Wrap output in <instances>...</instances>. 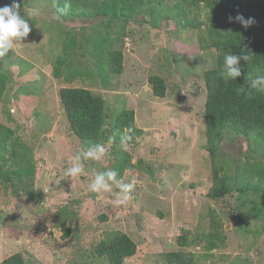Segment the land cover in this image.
I'll return each instance as SVG.
<instances>
[{"label":"rangeland","instance_id":"1","mask_svg":"<svg viewBox=\"0 0 264 264\" xmlns=\"http://www.w3.org/2000/svg\"><path fill=\"white\" fill-rule=\"evenodd\" d=\"M252 1L214 0L212 9L201 4L182 16L183 2L152 0L144 6L149 10L128 22L107 25L101 18L53 20L57 0H16L32 31L0 57V124L12 130L0 140L2 172L11 178L0 183V262L19 253L24 264H108L93 254L94 246L120 230L136 244L123 264H164L170 251L200 254L199 264H264V198L235 189L209 198L213 158L201 147L203 74L215 66L216 50L199 44L208 43L209 25L224 30L232 8V17H253L249 29L264 33V16L249 9ZM12 3L0 0V7ZM32 11L36 15L29 18ZM67 36L76 41L66 54ZM103 36L109 37L108 48L122 52L120 74L103 72L91 57L92 39ZM59 56L65 58L60 66ZM74 68L77 75L67 78ZM155 75L165 83L163 97L153 94L149 79ZM62 87H86L104 98L107 120L122 106L133 110L142 129L136 136L124 131L128 150L121 151L110 136L93 144L79 140L59 99ZM98 143L107 154L83 162L82 174L66 175L77 152ZM248 145L246 138L224 133L215 162L228 177L235 176L236 164L248 169L254 163ZM27 163L33 173L16 177ZM120 163L125 166L120 178L137 181L126 203H120L115 185L111 192L89 190L98 172ZM257 199L263 200L260 208L249 209ZM215 230L222 242L207 251L206 239Z\"/></svg>","mask_w":264,"mask_h":264},{"label":"trees","instance_id":"2","mask_svg":"<svg viewBox=\"0 0 264 264\" xmlns=\"http://www.w3.org/2000/svg\"><path fill=\"white\" fill-rule=\"evenodd\" d=\"M148 1L152 0H57L55 12L57 9H63L67 4L69 7L62 19L76 17L101 18L107 25H110L119 20L128 22L141 12H146L145 10H149V7L144 8V6L148 5ZM156 1L162 4L165 0ZM213 1L175 0V2H179V5L181 2L184 3L181 6L182 16L186 9L201 4L210 6L212 9ZM248 5L249 9L256 13L255 16H264V0H254L249 2ZM233 11L232 8L228 12L229 16L233 15ZM213 20L214 18L211 17L212 22ZM181 23L185 27L189 26L184 18ZM235 25L232 21H229L222 31L209 25L207 29L208 43H204V46H200L198 43L200 48L209 45L216 50L215 66L206 70L203 74L206 94L202 110L205 142L201 140V147L208 151L210 158H213L212 185L207 191V196L215 200L223 198L233 189L240 194L250 190L254 197L264 198V91L253 89L249 92L250 81L257 76H264V33L255 32L249 28L245 30L242 26ZM67 37L69 38L63 50V53L66 54L71 47L70 45L74 46L76 41L74 37ZM109 46L111 44L108 36L94 37L89 48L91 57L95 58L98 67L103 72L120 74L123 69L121 63L122 52L118 49L108 48ZM225 54L238 56L247 54L251 59L249 61L241 59L239 61L240 75L231 78L227 76L223 68ZM56 60L59 65L65 58L59 56ZM78 72L74 68L73 72L67 73V78L76 76ZM54 74L56 76L60 75L56 71H54ZM149 80L153 94L157 97H163L165 95L163 79L155 75ZM58 95L70 129L79 140L86 143H97L101 139L104 140L105 136H110L111 142L117 143L120 142L125 130L131 136H136L142 129L136 126L133 110L126 109L124 106L116 114L111 113L110 120H107L108 113L104 98L93 94L89 88L62 87ZM194 127L195 130L199 128ZM229 132L242 136L249 141L246 154L255 163L250 164L248 169H241V166L236 164L234 177H228L226 168L215 162L223 135ZM11 134L12 130L10 128L0 124V140L2 142L6 141ZM224 164L229 169L228 163L224 162ZM124 167V163L111 166L118 172V179ZM2 168L3 165L0 164V183H7L11 178L2 172ZM30 168L31 166L28 164L25 166L24 172L16 170L15 173L18 174L16 177L23 174L31 175L33 172H30ZM229 181L231 184H229ZM262 201L261 199L251 201L248 208L256 210L260 208L259 204H262ZM63 231L68 234L70 228H63ZM208 235L211 237L206 239V249L210 251L218 247L222 239L217 230L210 232ZM183 239L184 237H181V240H178L181 246L185 245ZM135 252V242L128 234L120 230L107 233L105 238L95 244L93 250V254L103 257L108 264H123L124 260L134 255ZM163 256L164 264H199L204 261L200 254L186 251H170ZM0 264H24V259L19 253H14L3 259Z\"/></svg>","mask_w":264,"mask_h":264},{"label":"clouds","instance_id":"3","mask_svg":"<svg viewBox=\"0 0 264 264\" xmlns=\"http://www.w3.org/2000/svg\"><path fill=\"white\" fill-rule=\"evenodd\" d=\"M19 4L16 0H13L11 5L0 7V57H4L10 50H14L18 43H21L26 37H28L30 31H32L29 22L20 14ZM69 5L65 4L63 9H57L53 13L52 19L60 21L63 15L66 14ZM36 15L35 11L28 13L29 18ZM229 21L235 20L240 23L245 30L256 23L253 17L245 18L243 14L237 13L235 17L229 16ZM243 59L249 61L251 57L247 54L242 56L225 54L223 58V68L225 69L227 76L235 78L240 75L239 61ZM164 82V81H163ZM165 85V83H164ZM264 91V76H257L250 81L249 92L251 90ZM157 97V96H156ZM114 139V138H113ZM128 137L122 135L120 139L121 151L128 150ZM107 149L103 144H94L86 149H81L74 156L72 166L67 169L66 175L76 177L84 172V163L88 160L100 161L106 154ZM118 172L114 169L98 172L95 175L93 182L89 185V190L93 192H111L113 185L120 189V195L122 199L120 203H126L130 199V193L135 187L137 181L135 178L131 179V182L125 183L123 177H118Z\"/></svg>","mask_w":264,"mask_h":264}]
</instances>
